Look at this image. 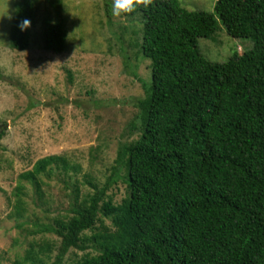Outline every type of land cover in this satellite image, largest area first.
<instances>
[{
	"label": "trees",
	"instance_id": "obj_1",
	"mask_svg": "<svg viewBox=\"0 0 264 264\" xmlns=\"http://www.w3.org/2000/svg\"><path fill=\"white\" fill-rule=\"evenodd\" d=\"M32 2H14L12 50L28 46ZM50 3L55 15L43 21L44 46L61 53L62 4ZM133 4L126 15L139 13L137 48L150 62L149 85L135 74L144 88L134 98L139 135L119 146L103 186L81 200L74 186L72 214L33 232L59 238L50 264H62L70 248L83 250L86 242L97 253L75 264H264V0H216L212 12L188 10L179 0ZM25 19L30 27L21 31ZM218 22L229 36L250 39L251 48L224 62L207 59L197 39L211 37ZM59 165L70 168L49 155L18 176L39 192V176ZM122 170L127 195L114 204L106 191ZM16 189L13 214L21 218L23 186ZM52 250L48 242L30 243L24 263L48 264Z\"/></svg>",
	"mask_w": 264,
	"mask_h": 264
},
{
	"label": "rangeland",
	"instance_id": "obj_2",
	"mask_svg": "<svg viewBox=\"0 0 264 264\" xmlns=\"http://www.w3.org/2000/svg\"><path fill=\"white\" fill-rule=\"evenodd\" d=\"M188 10L212 12L216 0H179ZM15 0H0V264L24 263L30 243L53 245L54 260L59 238L34 233L41 224L72 214L76 195L81 200L103 186L112 172L118 148L138 137V108L134 98L144 96L142 83H150V62L137 48L141 37L139 13L113 16V0H61L66 45L61 53L44 46V19L54 18L50 0H33L36 21L25 50L9 48ZM200 52L209 60L224 62L249 50L250 39L229 36L218 22L209 38H198ZM57 155L70 168L52 166L39 178V192L21 180L40 158ZM106 194L114 204L127 195L124 170ZM26 212L14 213L15 192ZM106 225L110 219L99 215ZM98 225V222L96 223ZM88 235L90 231H85ZM83 250L70 248L62 264H75L97 250L91 242Z\"/></svg>",
	"mask_w": 264,
	"mask_h": 264
},
{
	"label": "clouds",
	"instance_id": "obj_3",
	"mask_svg": "<svg viewBox=\"0 0 264 264\" xmlns=\"http://www.w3.org/2000/svg\"><path fill=\"white\" fill-rule=\"evenodd\" d=\"M151 2V0H144L145 7ZM134 8L133 0H113L110 7V14L113 16H121L131 12ZM30 21L25 19L18 26L21 31L26 30L30 27Z\"/></svg>",
	"mask_w": 264,
	"mask_h": 264
}]
</instances>
